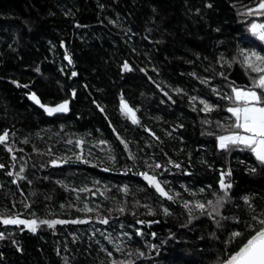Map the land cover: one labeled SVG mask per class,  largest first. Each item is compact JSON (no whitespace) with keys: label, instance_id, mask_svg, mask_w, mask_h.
<instances>
[{"label":"trees","instance_id":"obj_1","mask_svg":"<svg viewBox=\"0 0 264 264\" xmlns=\"http://www.w3.org/2000/svg\"><path fill=\"white\" fill-rule=\"evenodd\" d=\"M261 2L0 0V216L88 221L36 232L0 222V264H217L248 238L264 164L217 137L234 120L225 97L258 75L241 53L264 55L250 30L264 15H249ZM31 92L69 100V115L47 118ZM221 179L220 215H201L197 201L225 195Z\"/></svg>","mask_w":264,"mask_h":264},{"label":"snow or ice","instance_id":"obj_2","mask_svg":"<svg viewBox=\"0 0 264 264\" xmlns=\"http://www.w3.org/2000/svg\"><path fill=\"white\" fill-rule=\"evenodd\" d=\"M264 15V2H261L256 9H250L249 15L253 14ZM251 32L253 35L257 36L260 41H264V23H253L251 24ZM244 58V63L246 66L254 73H257V77L253 78V83L251 87L241 88V87H232V95H228L225 98L232 101L234 106L227 108V111L232 114L234 120L232 123L228 124L225 128V134L218 135L217 139L219 142V147L223 150L235 149V148H245L250 150L256 157L257 161L260 164H264V55H261L255 51L252 52H242ZM69 63L71 64V58H68ZM124 68L130 70L127 63H125ZM73 76L76 75L75 72L72 73ZM259 90V91H258ZM74 95V93H73ZM34 100L40 107L45 108L46 112L49 115L68 111V102L65 101L54 107H46L42 104L39 98L35 93L31 94L30 97ZM196 99L195 97L193 98ZM204 104V110L211 111L212 107L208 105L205 101H200ZM121 108L125 114L130 115L133 123H139L136 118L135 110L132 109L126 101L121 100ZM103 111V109H101ZM9 137L8 132H4L3 135H0V144H4ZM9 152L12 151L11 148L8 149ZM15 159V157H13ZM80 159V157H77ZM67 162V161H64ZM86 162V161H85ZM53 164H57V161H52ZM4 165L0 164V168H3ZM160 167V165H156ZM177 167H179L177 165ZM108 169H105L107 171ZM255 171V169H252ZM23 171V169H21ZM9 175H12L10 172ZM150 184H152L156 190L163 196L172 199L173 197L169 195L168 192L161 187L160 182L156 179L155 176H150L147 173H141ZM225 175H231V172L226 173ZM23 179V177H20ZM220 187L224 190V196H217L215 203L212 200H208L206 203L197 201L194 205L195 209L200 210L201 215H208L209 217L215 219V216L220 215L218 211V206H222L226 202L227 191L231 188V184H226L223 179L220 181ZM127 190V189H125ZM245 203L249 204L250 209L255 211L251 201L248 197L244 198ZM184 207L189 209V216H192V208L189 207V204L185 202ZM82 211L91 212L93 209L85 207L81 209ZM120 212H124V208L119 209ZM166 214L168 210H164ZM198 218V217H193ZM222 219H227L222 217ZM251 223L247 224V227L251 229V234L248 238L238 246V248L226 255V258H223L217 262V264H264V213L260 215H253L251 217ZM0 222L5 225H24L30 231L36 232L40 224H46L49 228H55L58 224H83L88 223L87 220H42L37 221L36 219L25 220L21 219L19 215L14 216H0ZM100 223L107 224L108 220L102 219ZM218 223V222H217ZM219 226V223H218ZM243 235L240 231L232 232L226 244H232L236 241L237 238ZM0 239H4V234L0 232ZM111 255V253H109ZM143 256L141 252L138 254ZM112 264H117L116 261H113ZM123 264V262H121ZM127 264H133L129 261Z\"/></svg>","mask_w":264,"mask_h":264},{"label":"water","instance_id":"obj_3","mask_svg":"<svg viewBox=\"0 0 264 264\" xmlns=\"http://www.w3.org/2000/svg\"><path fill=\"white\" fill-rule=\"evenodd\" d=\"M32 93H34V92H31L30 94H28L27 95V98L29 99V101L35 106V107H37L39 110H41L45 115H46V117L47 118H54V117H56V116H66V115H69V113H70V101L69 100H66L67 102H68V111H66V112H58V113H55V114H52V115H49L47 112H46V110H45V108H42V107H40V105L39 104H37L34 100H32L30 97H31V94ZM37 96V95H36ZM38 97V96H37ZM39 98V97H38ZM39 100H40V102L43 104V102L41 101V99L39 98ZM63 102H65V101H63ZM63 102H61V103H63ZM61 103H59V104H61ZM59 104H56V105H59ZM45 105V104H44ZM56 105H45L46 107H54V106H56ZM130 116V115H129ZM131 117V116H130ZM142 225V224H141Z\"/></svg>","mask_w":264,"mask_h":264},{"label":"rangeland","instance_id":"obj_4","mask_svg":"<svg viewBox=\"0 0 264 264\" xmlns=\"http://www.w3.org/2000/svg\"><path fill=\"white\" fill-rule=\"evenodd\" d=\"M218 147H219V142H218ZM220 148V147H219ZM221 149V148H220Z\"/></svg>","mask_w":264,"mask_h":264}]
</instances>
